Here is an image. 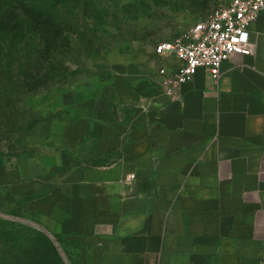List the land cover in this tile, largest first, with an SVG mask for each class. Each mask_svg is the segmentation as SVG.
<instances>
[{
    "label": "crops",
    "instance_id": "obj_1",
    "mask_svg": "<svg viewBox=\"0 0 264 264\" xmlns=\"http://www.w3.org/2000/svg\"><path fill=\"white\" fill-rule=\"evenodd\" d=\"M251 42L252 56L219 80L200 69L177 100L159 77L147 108L35 130L59 150L23 171L59 179L34 209L82 264H264V12Z\"/></svg>",
    "mask_w": 264,
    "mask_h": 264
},
{
    "label": "rangeland",
    "instance_id": "obj_2",
    "mask_svg": "<svg viewBox=\"0 0 264 264\" xmlns=\"http://www.w3.org/2000/svg\"><path fill=\"white\" fill-rule=\"evenodd\" d=\"M221 1L0 0L8 29L22 26L26 35L22 48L0 52V264H82L79 243L34 209L59 179L57 169L31 180L23 171V161L59 150L35 130L60 133L96 111L147 108L172 63L156 47L205 21Z\"/></svg>",
    "mask_w": 264,
    "mask_h": 264
},
{
    "label": "built area",
    "instance_id": "obj_3",
    "mask_svg": "<svg viewBox=\"0 0 264 264\" xmlns=\"http://www.w3.org/2000/svg\"><path fill=\"white\" fill-rule=\"evenodd\" d=\"M221 2L205 21L156 47L157 55L177 61L176 65L160 71V87L170 99L177 100L182 87L191 82L200 69L219 80L222 67L234 57L254 54L251 28L264 12V0ZM133 179L134 176L129 177Z\"/></svg>",
    "mask_w": 264,
    "mask_h": 264
},
{
    "label": "trees",
    "instance_id": "obj_4",
    "mask_svg": "<svg viewBox=\"0 0 264 264\" xmlns=\"http://www.w3.org/2000/svg\"><path fill=\"white\" fill-rule=\"evenodd\" d=\"M0 52L4 51V48H22L25 44L26 35L24 27L20 26L19 29L11 31L8 29L7 25H10L11 16L6 10L0 11ZM23 20V19H22ZM20 21L23 23L24 21ZM50 46V43H49ZM16 51V50H15ZM1 54V53H0ZM4 59L0 56V67Z\"/></svg>",
    "mask_w": 264,
    "mask_h": 264
}]
</instances>
